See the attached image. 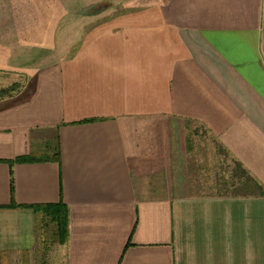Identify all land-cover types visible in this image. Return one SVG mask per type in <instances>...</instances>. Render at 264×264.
I'll list each match as a JSON object with an SVG mask.
<instances>
[{
	"label": "crops",
	"instance_id": "obj_1",
	"mask_svg": "<svg viewBox=\"0 0 264 264\" xmlns=\"http://www.w3.org/2000/svg\"><path fill=\"white\" fill-rule=\"evenodd\" d=\"M72 22L25 71L28 92L0 98V264H264V0L149 1ZM192 124L263 194L193 173Z\"/></svg>",
	"mask_w": 264,
	"mask_h": 264
},
{
	"label": "rangeland",
	"instance_id": "obj_2",
	"mask_svg": "<svg viewBox=\"0 0 264 264\" xmlns=\"http://www.w3.org/2000/svg\"><path fill=\"white\" fill-rule=\"evenodd\" d=\"M149 1L159 0H0V90L14 85L10 96L25 95L31 85L25 71L40 65L46 55L50 56L53 46H62L63 36H72L76 29L70 20L84 15L95 18L101 10ZM19 42L21 47L16 53L13 47ZM2 58L9 59L7 67H2ZM190 129L191 150L186 162L192 172L196 171L210 186L218 174L226 171L224 179H229L231 173L232 184V172L240 171L231 158L204 128L192 124ZM204 191L208 192L206 188ZM228 191L231 193L232 188Z\"/></svg>",
	"mask_w": 264,
	"mask_h": 264
},
{
	"label": "trees",
	"instance_id": "obj_3",
	"mask_svg": "<svg viewBox=\"0 0 264 264\" xmlns=\"http://www.w3.org/2000/svg\"><path fill=\"white\" fill-rule=\"evenodd\" d=\"M14 85H11L10 87L6 89L0 90V98L4 97H11L10 94L13 92ZM60 154H59V146L56 147L55 153L52 156V160L59 161ZM29 161H35L34 159H31L29 157H21L16 160L18 163H24ZM12 164V163H11ZM237 165L238 171L233 172V178L234 181L231 184L232 188V195H243V196H251L255 194H263L261 186L252 178L250 175L242 169V167L238 164ZM237 186V187H236ZM56 209H60L59 214L56 217H52V220L55 222L56 225V231L59 238V243H64L67 237V224L68 219L65 215V210L63 209V205L53 206Z\"/></svg>",
	"mask_w": 264,
	"mask_h": 264
}]
</instances>
